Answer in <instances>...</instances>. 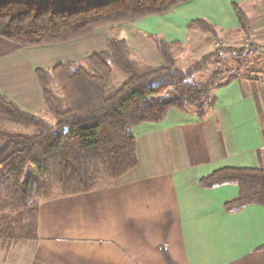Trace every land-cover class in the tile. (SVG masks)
Instances as JSON below:
<instances>
[{"label": "crops", "instance_id": "obj_1", "mask_svg": "<svg viewBox=\"0 0 264 264\" xmlns=\"http://www.w3.org/2000/svg\"><path fill=\"white\" fill-rule=\"evenodd\" d=\"M234 3L252 18L250 42L263 46L256 57H244L246 71L216 90L204 119L173 108L162 122L134 126L138 165L116 181L41 201L24 264H167L161 249L177 264H264V205L230 212L225 203L239 195L237 184H201L226 167L264 169V0H189L124 22L121 34L155 66L163 59L154 36L202 57L216 41L192 27L197 19L211 23L225 45H243ZM110 36L106 25L68 43L27 49L0 37V92L28 112L44 113L35 69L61 62L41 55L34 63L32 55L67 48L61 50L69 51L67 61L82 62L105 50Z\"/></svg>", "mask_w": 264, "mask_h": 264}, {"label": "trees", "instance_id": "obj_2", "mask_svg": "<svg viewBox=\"0 0 264 264\" xmlns=\"http://www.w3.org/2000/svg\"><path fill=\"white\" fill-rule=\"evenodd\" d=\"M186 1L0 0V37L24 48L68 43L111 27L106 49L82 63L35 69L53 120L24 110L0 92V248L35 240L41 201L93 190L135 168L134 126L162 122L173 108L204 119L215 105L216 90L238 77L245 65L241 58L249 55L242 46H216L184 69L178 66L184 48L180 42L154 36L163 59L155 66L122 36V23L168 12ZM233 8L249 40L252 18L238 3ZM192 27L218 41L208 21L194 20ZM226 54L241 62L234 73L218 67L204 80L195 78ZM114 68L127 76L119 85L111 83ZM201 184H237L239 195L225 203L230 212L264 205V169L226 167ZM161 252L167 264H177L165 249Z\"/></svg>", "mask_w": 264, "mask_h": 264}, {"label": "rangeland", "instance_id": "obj_3", "mask_svg": "<svg viewBox=\"0 0 264 264\" xmlns=\"http://www.w3.org/2000/svg\"><path fill=\"white\" fill-rule=\"evenodd\" d=\"M62 49H67V48H58V47H57V49L56 48H50L48 50H44L39 55H32V57H34V58H33V61H31V62H34V63L38 62L39 57H41V55H43L45 60L50 61L49 63H52V64H54L56 62H66L69 59V57H68L69 51L68 50L66 51V55H67L66 56L63 54V51L61 52ZM28 51H32V50L28 49ZM187 51L188 50L186 49V47H184L183 51H181L179 54L180 59L178 62V66H180L184 69L189 67L196 60H199L202 58V57H198V56L196 57L194 55H188ZM72 53H74V51H72ZM256 56H257V53L252 54V55L249 54V56H247L246 59H249L248 57H256ZM238 60L239 59L233 60V59H231L229 54H226L218 63L214 62L210 65V67L207 70H204V71L196 74L195 78L197 80H204L205 77L207 78V76H209L211 70L213 71V70L217 69L218 67H223L224 70H226V67H229V68H231L230 72L234 73L235 70H237L236 68L239 65H241V62H239ZM241 60L244 62V58H241ZM76 62L82 63L83 61L82 62L76 61ZM219 65H224V66H219ZM52 66H54V65H52ZM241 71H242V69L239 71V73ZM245 71L246 70H244L242 72L244 73ZM226 76H227V72H224L222 77H226ZM126 77L127 76L121 70L114 68L111 83H112V85H119L121 82H123L126 79ZM39 115L47 117L49 120H53L51 118V116L47 113V111H45L44 113H40ZM116 180H106L103 183H107L110 181H116ZM31 245H32V240L28 241V242L22 240V242L19 241L15 244H12V247H10L9 249L8 248H6L4 250L0 249V264H4L5 262H6L5 264H11V263L12 264H24L25 262H27V260H29V258L31 256Z\"/></svg>", "mask_w": 264, "mask_h": 264}, {"label": "built area", "instance_id": "obj_4", "mask_svg": "<svg viewBox=\"0 0 264 264\" xmlns=\"http://www.w3.org/2000/svg\"><path fill=\"white\" fill-rule=\"evenodd\" d=\"M224 45H225V44H224L223 42H220V41H217V42H216V46H217V47H221V46H224ZM242 47H244V49L246 50V52H248V53L251 54V55H252V54H255L256 52H258V50L255 51V50L252 48L250 40H247V39L244 40Z\"/></svg>", "mask_w": 264, "mask_h": 264}]
</instances>
